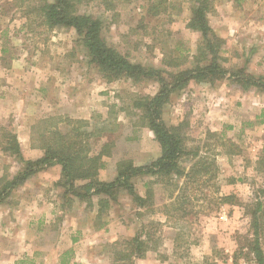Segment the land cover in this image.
<instances>
[{
  "label": "rangeland",
  "instance_id": "374dc122",
  "mask_svg": "<svg viewBox=\"0 0 264 264\" xmlns=\"http://www.w3.org/2000/svg\"><path fill=\"white\" fill-rule=\"evenodd\" d=\"M73 2L79 12L101 19L102 33L107 42L134 63L176 72L177 68L165 65L164 59L186 61L181 65L183 68L197 62L193 57L198 52L202 35L187 27L192 8L189 0H170L168 10L155 16L147 12L152 0ZM21 3L22 0H0V27L8 25L14 32L17 27L28 24L27 31L24 28L13 39V44L25 46L27 57L46 67L52 66L53 62L61 64L63 69L60 70L64 75L74 70L88 73L93 81L104 78L98 65L90 62L87 48L80 42L81 36L74 28L50 30L36 12L26 19L27 2L22 7ZM246 3L249 5L245 4L241 12L245 17L242 28L246 30V35L240 37L243 42L234 50H224L223 47L221 53L220 63L228 69L227 77L215 83L191 80L182 89L172 92L163 107L166 125L179 126L187 148L193 153L199 147L202 154L215 162L212 172L215 171L213 174L216 173L217 177L211 180L200 177L189 183L186 194L190 201L184 205L188 214L182 215L183 212L179 211L167 225L158 228L152 222L165 218L160 212L165 204L171 203L169 193L172 186L156 182V176L148 175L144 187L150 189L152 195L146 200V208L137 213L135 208L139 202L128 196L124 188L119 193L123 206L114 210L112 219H117L115 224L119 225L118 220H122L131 230L134 229V219L138 217L144 225L139 224L137 233L155 232L154 239L162 238L160 245L154 239L149 240L148 244L157 249L151 250V258L143 264H236V250L246 243L244 238L253 237L250 212L258 199L262 200L259 190L264 186V171L258 170L259 158L264 155V90L254 86L244 89L236 82V77H228L238 71L256 77L264 75V0H246ZM163 76L170 81L167 74ZM107 82H111L105 89L107 114L103 116L96 111L92 122L107 126L110 131L94 139L95 149L108 144L109 155L104 157L107 173L118 171L121 160H132L137 165L144 162L146 165L155 160L150 158L156 152L161 155V145L154 132L140 124L142 110L135 107L134 102L140 97L155 95L160 90V83L154 77L137 80L124 77ZM197 83H209L214 88L198 87ZM212 109H216L215 112ZM209 118L225 124L220 131L223 137L208 131ZM226 150L236 152L232 159L222 156ZM191 156L186 157L189 158L188 165L193 160ZM128 182L143 186L145 181L133 177ZM221 194H234L235 203H219ZM94 222L98 226L102 219L96 217ZM262 224L260 241L264 249V216ZM145 225L146 230L143 228ZM179 230L182 233L178 236ZM118 235L117 246L107 242L102 247L103 244L96 241L90 250L92 258L87 260L83 257L78 264H116V250L126 246L127 239L132 238ZM82 250L83 244H79V252ZM103 251L107 252L105 256ZM237 261V264H257L245 254H240Z\"/></svg>",
  "mask_w": 264,
  "mask_h": 264
},
{
  "label": "crops",
  "instance_id": "0c3cea01",
  "mask_svg": "<svg viewBox=\"0 0 264 264\" xmlns=\"http://www.w3.org/2000/svg\"><path fill=\"white\" fill-rule=\"evenodd\" d=\"M245 4L249 5L246 0H215V9L209 14V21L214 31L226 40L224 50H234L243 42L240 37L246 35V30L242 28L245 17L241 12ZM24 18L28 16L24 15ZM27 27L28 24H23L14 32L8 25L0 27V264H78L83 257L87 260L92 258L90 250L96 241L102 243V247L107 242L117 246L118 233L126 237L135 236L141 219H134V229L131 230L121 219L118 220L119 225L115 224L117 219H112L114 210L123 206L120 197L111 201L102 215V222L96 226L94 219L99 213V196H91L93 206L88 204L87 198L72 193L65 196V188L61 184L63 166L59 162L34 171L22 181L16 180V176L26 170L29 161H36L45 155L34 133L38 122L49 117L92 121L96 111L105 116L108 110L104 100L107 97L105 89L111 84L104 78L93 81L92 76L85 72L72 70L64 75L60 70L63 69L61 64L55 62L46 67L31 60L24 54V45L13 44L15 34L24 28L27 31ZM197 84L198 87L214 88L209 83ZM211 121L208 131L223 136L220 131L225 124ZM59 127L67 128L63 123ZM4 131L16 137L20 155L4 149L8 142L2 136ZM159 155L156 152L150 160ZM222 156L232 159V155ZM143 164L141 162L138 166ZM107 166L99 172L98 177L102 181H112L118 176L116 170L107 173ZM148 175L134 177L145 181L143 186L134 182L135 191L142 198L147 195L148 189L144 186ZM128 196L133 199L130 193ZM165 205L160 212L165 217L159 220L162 226L168 222ZM145 208L146 205L139 204L135 211L141 212ZM79 244H83L81 253ZM103 252L105 256L107 252ZM151 253L149 250L144 257L133 255L135 264L147 262Z\"/></svg>",
  "mask_w": 264,
  "mask_h": 264
},
{
  "label": "trees",
  "instance_id": "16d2710c",
  "mask_svg": "<svg viewBox=\"0 0 264 264\" xmlns=\"http://www.w3.org/2000/svg\"><path fill=\"white\" fill-rule=\"evenodd\" d=\"M189 1L192 8L187 27L202 35L198 52L193 57L197 62L183 68L181 65L186 61L174 62L175 60L164 59L165 65L177 68L176 72H171L167 68L160 69L130 61L127 56L107 42L102 33L101 19L79 12L73 0H22L21 7L24 2H27L26 15L31 17L36 12L41 22L50 30L56 27L74 28L81 36L80 42L87 48L90 62L98 65L102 76L107 81L124 77L135 80L142 77H154L159 81L160 90L153 96L140 97L134 102V106L142 110L140 124L148 126L154 132L155 138L161 145V155L146 165L140 166L135 165L132 160H121L117 166L118 176L112 181H102L98 175L100 170L106 166L104 157L109 155L108 144H102L100 149L96 150L94 139L110 129L89 119L49 117L39 121L34 131L38 144L45 150L44 157L33 162L29 161L26 170L20 176H16V180L22 181L34 171L43 169L53 162H59L63 166L61 184L65 188L64 195L72 193L80 198H87L90 206L94 205L91 196L98 195L99 213L97 217L102 219L111 201L118 199L121 188L126 189L134 201L146 205V200L152 195L151 190L148 189L146 198H142L136 193L134 184L128 181L141 174H150L156 176V182L172 186L169 193L171 203L166 204L164 209L168 221L175 218L179 211L183 212L182 215L188 214L184 207L190 201L186 194L187 185L200 177H206L207 180L216 178V173L213 174L215 171L212 172L215 162L202 154L199 147L193 153L187 148L186 138L179 126L166 125L163 119V107L170 99L172 92L182 89L191 80L215 83L227 77L229 73L228 69L220 63L226 40L214 31L209 21V14L215 9V0ZM170 3V0H152L147 12L154 16L159 15L168 10ZM202 61L206 62L201 63ZM164 73L170 77V81L163 76ZM233 76L244 89L254 86L264 90V75L256 77L238 71L235 74L230 73L228 77ZM62 123L66 125V129L59 127ZM2 136L8 141L4 149L20 155L16 137L9 131L2 132ZM223 153L234 155L236 152L226 150ZM189 155H192L193 159L191 165L187 164L189 158L186 157ZM258 164V170L264 171V155L259 159ZM259 191L262 200L258 199L256 207L251 208L252 212H250L253 237L244 238L246 243L241 244L236 250L234 257L236 264L240 254H245L249 260H254L257 264H264V249L260 241L263 231L264 186ZM234 197V194H221L218 202L234 204ZM152 224L156 228L162 226L161 221H153ZM143 228L146 230V225ZM181 233L179 230L178 236ZM154 235L155 232L147 231L144 234L138 232L131 239H127L126 246L115 252L116 264H135L133 255L144 257L149 250L157 249L148 244L149 240L153 241ZM161 239L158 237L154 241L160 245ZM209 264H214V262Z\"/></svg>",
  "mask_w": 264,
  "mask_h": 264
}]
</instances>
